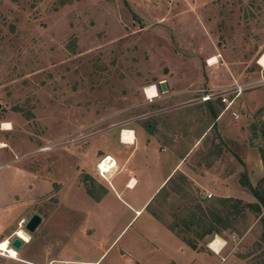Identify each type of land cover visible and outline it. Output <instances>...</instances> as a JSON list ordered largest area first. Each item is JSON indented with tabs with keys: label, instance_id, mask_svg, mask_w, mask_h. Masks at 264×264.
<instances>
[{
	"label": "rangeland",
	"instance_id": "374dc122",
	"mask_svg": "<svg viewBox=\"0 0 264 264\" xmlns=\"http://www.w3.org/2000/svg\"><path fill=\"white\" fill-rule=\"evenodd\" d=\"M261 49L264 0H0V240L24 231L36 212L42 222L26 232L29 240L15 250L16 259L96 256L132 216L115 193L141 200L152 188L149 166L145 182L135 170L138 184L120 192L128 174L119 170L115 193L101 205L89 197L105 194L106 175L96 164L130 128L144 136L143 148L151 135L157 156L175 150L184 166L149 198L120 241L161 242L156 229L164 238L170 230L208 264H264V212L229 214L230 228L198 237L199 213L218 208L221 196L208 188L211 196L203 197V187L190 178L211 166L219 175L236 172L238 183L246 177L242 158L263 144L264 96L254 93L264 87ZM161 80L164 92L156 88ZM234 83L243 86L230 108L238 118L230 122L225 111L217 124L220 99L203 97ZM149 85L156 97L146 95ZM245 93L253 106L243 101ZM260 178L253 186L262 188ZM230 187L241 201H255L247 188ZM215 236L223 244L213 255L208 243ZM164 247L141 254L140 264H162L173 250ZM6 255L0 252V264H21Z\"/></svg>",
	"mask_w": 264,
	"mask_h": 264
},
{
	"label": "crops",
	"instance_id": "0c3cea01",
	"mask_svg": "<svg viewBox=\"0 0 264 264\" xmlns=\"http://www.w3.org/2000/svg\"><path fill=\"white\" fill-rule=\"evenodd\" d=\"M263 51L264 49L262 50V52ZM254 93L255 94L258 93L259 96L262 95L264 96V87L258 89L257 92L254 90ZM243 95H244L243 101H245V103H247L249 106H253L254 102L249 99L250 94L245 93ZM260 102L261 104H263L264 99H260L259 103ZM223 113L217 115L215 123L218 124L219 120L223 116ZM228 118L230 119V122L231 120H233L231 116H228ZM207 131L208 129L203 131L202 134L207 133ZM133 133H134V139L132 143L123 142L120 139V141L117 143V146H115L114 149L111 150L112 153L110 151L103 152L104 153L103 155L109 156L112 158V160L115 161V170H111L109 174H106L107 182L105 183L101 182L100 184L102 187L101 189L105 192V194L98 195V197H95V199L92 196L89 197L91 198V200L101 205L102 202H104V200L106 199L107 197L106 195L108 193H115L116 188L119 185V182L115 180V175L118 173L119 170H123L128 174V177L121 185L120 192L124 190L130 191V189H133L138 184V180L133 175V172L135 170L137 171L139 178L144 177L143 182H145L146 177L144 176V173L145 170L149 168V166L153 177L152 188L150 189L148 195L145 196V199H141V200L134 198V195L130 193L126 194V200H125L121 196H119L118 192L115 193L114 196V199H116L115 201H117V203L121 205L122 207L121 209H124L125 212L127 213L132 212V216L127 220L125 225L119 229L116 235L108 243L103 244L99 239L97 243L98 244L101 243L102 248L100 249V251L98 248V252L96 256L90 258H81V255L78 254L75 255L74 257H69L67 259L66 258L62 259L61 257L46 256V258L45 257L40 258L41 259V260L39 259L40 261L29 260L22 257L16 259L13 257H9L6 254H4V256L6 255V258L11 259L12 261H15L16 259V261H18L21 264H140V262L143 260V258L141 259L142 257L141 254L150 253V255H153L154 253L162 252L164 250L163 248H166L164 247V245H167L173 248L175 252L173 253V250L166 251V253L167 254L169 253V255L167 256V258L160 261L162 264H208L206 260L207 258L204 257L203 254H199L197 252H193L192 250L188 249L187 246L184 245V243H181V241L177 239L169 229H168L169 234L167 238L163 237L162 231L156 229L155 231L156 234H162L161 239L159 240L161 242L158 241L152 242L145 240V238L138 239V237H133V239L127 242L120 241L121 232L124 230L126 225L129 224L130 221H132L134 218L137 219L143 213L149 198L157 190L159 191L160 189L166 188V185L170 180V178L172 177V175L175 174L177 171L182 172L183 170L181 169L184 166L182 159H178L174 157L175 150L170 151V154L169 156H167V158L157 156V152H155V149L150 145L152 141L151 139H153L151 135H149V137L145 139L144 144L146 146L145 148H143L142 133L140 131L135 132L134 130ZM160 151L165 152L166 150L165 148L162 147V149H159V152ZM248 153L249 154L247 155V158L246 157L242 158V162L244 168L247 170V174H246L247 181L249 182V184L253 185V182H255L256 179H258L263 175V170L257 150L249 148ZM211 167L210 170H207L206 172L203 173V176H200L201 173L199 174L195 173L192 174L190 177L193 180V182L197 184L198 187L200 188L203 187L200 190L199 194L202 195V192L204 190L209 191L208 190L209 188L212 189V191L218 189L219 193L215 195L221 197L240 198L237 197L236 195L235 196L232 195L231 193L232 190L230 187L233 185L234 186L239 185V187L241 188L243 187L236 180V172L229 174L227 172L225 174L223 173L222 175H219V173L215 171L214 169L215 167L214 166ZM157 172H163V174L155 179L156 177L155 173ZM254 173L255 176L254 178L251 179ZM210 178L214 179V181H207ZM203 184H207L206 188L203 186ZM129 202H133L134 205H131V203ZM40 222H42V217ZM87 230L90 231L89 228ZM13 232L14 234H16L17 229H15ZM68 232L69 231L66 232L67 235L70 234V233L68 234ZM11 235H12V231L9 234L3 236L2 237L3 239H1L0 241L9 238V236ZM222 244L220 246V249L222 247ZM93 246L94 245H92V247ZM209 249L213 251L212 252L213 255L217 253L214 250H212L210 247Z\"/></svg>",
	"mask_w": 264,
	"mask_h": 264
},
{
	"label": "trees",
	"instance_id": "16d2710c",
	"mask_svg": "<svg viewBox=\"0 0 264 264\" xmlns=\"http://www.w3.org/2000/svg\"><path fill=\"white\" fill-rule=\"evenodd\" d=\"M210 111H212L210 109ZM261 137L263 144L259 146L258 153L262 165V170L264 171V129L261 131ZM241 186L247 188L255 201L253 202H243L239 198L233 197H220L218 198L219 206L218 208H206V213L202 210L195 222L199 226V230L195 232V235L198 237L208 235V234H219L222 230L230 228L228 221V215L240 214L244 209L251 210L255 213L262 214L264 212V174L259 179V183H262V188H258V185L253 186L249 184L246 180L245 175L243 174L239 180ZM227 211H223L227 209ZM233 210L235 211L233 213ZM263 210V211H262ZM223 211V212H222ZM261 222V231H260V241L264 243V216L259 217ZM191 247H194L193 240H189L188 243Z\"/></svg>",
	"mask_w": 264,
	"mask_h": 264
},
{
	"label": "bare ground",
	"instance_id": "6f19581e",
	"mask_svg": "<svg viewBox=\"0 0 264 264\" xmlns=\"http://www.w3.org/2000/svg\"><path fill=\"white\" fill-rule=\"evenodd\" d=\"M215 61H216V57L213 56L210 58L209 63L212 64ZM149 90H152L154 92V94L150 95ZM145 92H146V95L150 98L157 96V91H156L155 85L146 86ZM4 125H9V124L7 122L3 123V128H8V127H4ZM121 138H122L123 142L132 143L133 139H134V133H133L132 129L123 128L121 131ZM98 166H99L98 168H100L101 173L103 175H106L109 172H111L112 168L115 166V161L112 160L111 157L106 156L105 158H103V160L99 163ZM16 235L18 238H20L21 240H23L25 242H28V240H29L28 234L26 232H24L21 228L17 229ZM222 243H223L222 240L220 238H218L217 236H215L208 243V246L212 250H214L215 252H218L220 250V246ZM0 245H4V247L0 248V252H2L3 254L7 253V255L9 257H13V258L17 257L16 251L13 248L8 246V239L0 241ZM12 253H15V255H12Z\"/></svg>",
	"mask_w": 264,
	"mask_h": 264
},
{
	"label": "built area",
	"instance_id": "2783aa9c",
	"mask_svg": "<svg viewBox=\"0 0 264 264\" xmlns=\"http://www.w3.org/2000/svg\"><path fill=\"white\" fill-rule=\"evenodd\" d=\"M242 88H243L242 85L234 83L231 86H229V87H227V88H225V89H223L221 91L206 94L203 97V99L204 100H211V99H214V98L218 97L220 99V102H221V105H222L221 111H220L219 114H221V113H223L225 111H228L229 115L231 116L232 119H237L238 118V113L236 111H234V110H231L230 108H231V105H232L234 99L240 94ZM105 157H103V158H105ZM103 158H101L99 160V162L96 164V168L99 167L98 165L103 160ZM97 170H98L99 175L103 176V174L100 171V168H98ZM202 196L209 198L211 196V193L206 191V190H204L202 192ZM8 246H9V241H8Z\"/></svg>",
	"mask_w": 264,
	"mask_h": 264
},
{
	"label": "water",
	"instance_id": "95a60500",
	"mask_svg": "<svg viewBox=\"0 0 264 264\" xmlns=\"http://www.w3.org/2000/svg\"><path fill=\"white\" fill-rule=\"evenodd\" d=\"M156 88L159 92L166 91L167 84L165 80H161L157 82ZM40 221H41V216L38 213L36 212L31 213L23 224L24 231L27 233H32L34 229L37 227V225L40 223ZM22 243L23 241L17 236H12L9 240V246L12 247L14 250H18L21 247Z\"/></svg>",
	"mask_w": 264,
	"mask_h": 264
},
{
	"label": "snow or ice",
	"instance_id": "6c2138e0",
	"mask_svg": "<svg viewBox=\"0 0 264 264\" xmlns=\"http://www.w3.org/2000/svg\"><path fill=\"white\" fill-rule=\"evenodd\" d=\"M149 94L153 95L154 92L152 90H149ZM4 127H9V125H4ZM4 247V245H0V248ZM12 255H15V253H12Z\"/></svg>",
	"mask_w": 264,
	"mask_h": 264
}]
</instances>
